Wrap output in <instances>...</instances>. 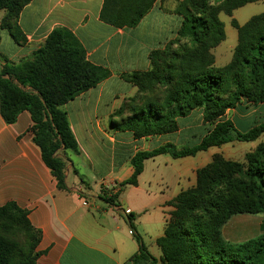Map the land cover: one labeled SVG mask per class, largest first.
Masks as SVG:
<instances>
[{
	"label": "trees",
	"instance_id": "1",
	"mask_svg": "<svg viewBox=\"0 0 264 264\" xmlns=\"http://www.w3.org/2000/svg\"><path fill=\"white\" fill-rule=\"evenodd\" d=\"M112 1L115 2L106 0L101 19L118 28H134L155 0H133L108 11ZM258 1L184 0V20L176 43L150 54L149 71L122 76L142 92L153 81L169 88L162 98L149 93L151 98L148 96L140 111L125 119L124 129L132 132L135 139L175 133L180 128L179 119L198 109L210 129L193 146L178 148L166 143L151 151H138L131 159L134 173L120 184L121 190L138 185L149 159L161 155L173 159L195 157L232 143H254L264 135V123L241 129L226 118L227 112L243 101L264 103V13L242 26L232 19L238 44L228 65L216 67L212 54L226 38L220 14L232 17L235 10ZM30 2L0 0V10L5 11L1 26L10 30L16 42H20L17 19ZM166 57L170 61L161 64L160 59ZM110 75L108 70L91 64L78 38L62 27L52 31L39 50L18 63L0 55L1 116L7 124H14L24 111L30 114L33 142L60 190H68L64 154L79 153L63 106ZM262 147H258L257 154H251L243 170L246 181L238 183L236 196L224 198L217 190L233 181L241 171L240 165L216 154L197 171L196 185L169 202L174 211L166 222L164 236L157 240L163 254L161 261L149 252L129 215L139 250L128 264H264V234L240 244L227 242L222 234L223 227L235 216L264 215V162L259 161ZM112 199L106 200L113 203ZM15 232L22 234L23 242L12 238ZM39 241L40 233L29 222L26 211L13 203L0 207V264H35Z\"/></svg>",
	"mask_w": 264,
	"mask_h": 264
},
{
	"label": "crops",
	"instance_id": "2",
	"mask_svg": "<svg viewBox=\"0 0 264 264\" xmlns=\"http://www.w3.org/2000/svg\"><path fill=\"white\" fill-rule=\"evenodd\" d=\"M105 2L31 0L17 19L20 42L1 26L5 11L0 10V55L10 62L18 63L30 57L45 44L52 31L62 27L78 38L91 64L111 73L95 88L63 106L79 144L78 154L71 151L64 154L66 191L58 188L57 180L33 142L30 114L24 111L14 124H7L0 113V207L16 204L26 211L29 222L40 233L35 264H128L139 250L129 215L133 216L132 222L149 252L161 261L163 254L157 240L164 236L166 222L174 210L169 202L196 185L197 171L210 163L219 149L199 153L195 156L198 162L193 157H171L172 162L165 158L167 155L149 159L144 163L138 185L121 190L120 184L134 173L131 165L134 155L153 150L155 143L179 144L182 124L190 122L198 110L179 119V130L171 134L135 139L132 132L112 136L105 129L109 122L112 127L118 126L117 112L138 93V88L122 76L149 71L150 54L179 39L184 0H155L134 28H118L104 22L101 14ZM128 2L133 0L112 1L108 11L122 8ZM261 13H264V0L235 10L228 20L224 19V13L220 14L226 38L212 50L216 67L231 62L238 44L232 19L242 26ZM249 105L253 104L243 101L236 109L248 110ZM77 128H87V139L95 157L81 143ZM169 135H175L176 141L167 138ZM118 147L124 154L120 165ZM83 160L88 162L90 178L85 175ZM141 181L147 183L142 197H130L129 189L138 190ZM117 192L118 198L113 203L106 200ZM127 210L131 212L129 215ZM222 234L231 244L257 238L264 234V215L235 216L223 227Z\"/></svg>",
	"mask_w": 264,
	"mask_h": 264
},
{
	"label": "rangeland",
	"instance_id": "3",
	"mask_svg": "<svg viewBox=\"0 0 264 264\" xmlns=\"http://www.w3.org/2000/svg\"><path fill=\"white\" fill-rule=\"evenodd\" d=\"M223 16H224L225 20H228L229 16L224 15V14H223ZM227 23H228V21H227ZM173 47L175 48L176 45H174ZM169 61H170V59L168 57L160 59L161 64L162 63H168ZM168 90H169V88L167 87V85H165V88H164L163 86L158 85L154 81L151 83L148 90L143 91L144 93L142 91H140L138 88V93L133 98L134 100L131 101L129 99L128 101H126L125 104L123 105L122 109L117 112L118 126L112 127L111 122H109L105 129L112 136H115L116 133L117 134L119 133L121 135L124 134L125 129H124L123 124L125 122V119L140 111L139 109L145 105V100L148 98V96L150 97L149 93H151V97L162 98V97H164L165 94L168 93ZM250 107H252V108H250ZM193 112H195V111H193ZM226 118L231 119L241 129L259 125L261 123H264V103L259 104V105H251V106L249 105L248 110L247 109L230 110L227 112ZM86 129L87 128H77L78 136H79V139L81 140V143L84 145V147L89 152V154L91 156L95 157L94 151L92 149H90L91 143L87 139ZM181 129H182V132L180 134V138L178 139L179 144L176 142H172L178 148L196 145L198 143V140L201 139L207 133V131L210 129V126H208L204 123L202 110L198 109V111L196 113H194L190 122L185 121L182 124ZM169 137H170V139H173V141H176L175 135L167 136V138H169ZM162 143L163 142H161L159 144L155 143L153 145L154 146L153 149L159 147L160 144L162 145ZM102 145H106V143H102ZM259 146H263L262 148L264 150V135L257 142H254V143H245V144H243V143H232V144L225 145V146L215 150L217 155H221L227 161L239 164L240 168H241V171L237 172V174H235L234 179H233V181H231L230 184H224L217 190L218 194L220 193L222 196H224V198L233 197V196H236L238 194V191H237L238 190V183L241 181H246V179L243 175V170L245 172V170L247 169V166L249 165V161L251 160L250 159L251 154H255ZM117 158H118V164L120 165L122 163V161L124 160V154L120 153L119 147H118ZM165 158H168L171 161L173 160L168 155ZM192 159L196 162H198V160H199L197 157H193ZM259 161L264 162V151H263V154L261 155V157L259 158ZM172 162H174V161H172ZM161 165L163 166L162 163H161ZM168 165H169L168 167H171L170 164H168ZM83 167L85 169V173H86L85 175L88 178H90L92 175L90 174V172H89L90 170L88 169L89 168L88 162L85 160H83ZM172 168H174V166H172ZM146 184L147 183H145V181H141L140 187L138 190L129 189L130 197L141 198L142 193H143V189L144 190L146 189ZM118 188H120V186ZM118 194H119V192L112 194L113 202L115 200H117ZM7 236H9V235H7ZM12 238L18 239L21 242H23L22 234L19 232H18V234H17V232H15L12 235Z\"/></svg>",
	"mask_w": 264,
	"mask_h": 264
},
{
	"label": "built area",
	"instance_id": "4",
	"mask_svg": "<svg viewBox=\"0 0 264 264\" xmlns=\"http://www.w3.org/2000/svg\"><path fill=\"white\" fill-rule=\"evenodd\" d=\"M126 213L129 215L131 212H130V210H127V212H126Z\"/></svg>",
	"mask_w": 264,
	"mask_h": 264
}]
</instances>
